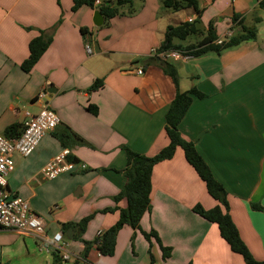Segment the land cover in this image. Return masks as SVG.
<instances>
[{"label":"crops","instance_id":"0c3cea01","mask_svg":"<svg viewBox=\"0 0 264 264\" xmlns=\"http://www.w3.org/2000/svg\"><path fill=\"white\" fill-rule=\"evenodd\" d=\"M262 1L198 0V13H173L163 10L161 0H139L134 15L103 19L95 27V10L82 6L72 12L71 0H0V134L22 125L25 113H38L43 103L59 119L29 157L12 155L7 189L29 204L48 239L62 233L70 259L61 264H245L220 237L217 225L193 212L197 205L209 210L216 202L180 149L153 167L150 209L138 228L122 227L111 255H101L92 244L126 208L125 199L114 200L126 181L124 148L152 157L168 144L164 119L176 89L160 63L151 60L166 28L198 18L203 34L211 23L218 37L230 26L234 35L233 17L256 29L253 40L219 54L163 62L176 69L179 92L195 89L205 96L192 99L178 130L223 186L239 237L253 258L264 262V212L252 208L264 209ZM40 33L50 36L51 43L25 73L20 65L28 56V43ZM96 80L103 87L89 91ZM43 92L45 102L38 99ZM65 133L70 140L63 146L59 137ZM64 149L85 169L44 180L41 168ZM87 217L81 232L79 224ZM63 225L69 226L67 231ZM151 231L170 249L166 260L155 239L148 242L142 235ZM86 244L90 248L84 256ZM0 263L53 264V247L0 229Z\"/></svg>","mask_w":264,"mask_h":264},{"label":"trees","instance_id":"16d2710c","mask_svg":"<svg viewBox=\"0 0 264 264\" xmlns=\"http://www.w3.org/2000/svg\"><path fill=\"white\" fill-rule=\"evenodd\" d=\"M96 1L97 0H71V11L76 12L82 6H87L95 11H99L105 23L115 17L132 16L135 13V0H115L100 5H96ZM161 4L163 8L172 12L192 9L198 13V0H161ZM260 6L264 7V0L260 3ZM197 20L198 18L193 22H182L175 26H168L165 30L163 41L157 51H178L183 56L197 58L209 52L219 54L227 48L253 40L256 36V29L254 27H247L241 20L238 21L237 17H233L232 23L235 25L234 27L237 31L228 40L223 41L221 44H217L216 41L219 37L216 35L212 24L209 23L208 28L203 34L197 27ZM83 32L84 31H82V33ZM192 36L199 38L194 44L186 46L173 44V41L184 42ZM50 43L51 37L43 33L31 39L28 43V56L20 65L21 70L25 73H29L47 50ZM151 60H157L158 64L160 63L164 73L170 78L176 89V93L164 119L165 125L163 132L168 140V144L152 157L141 155L128 148H124L126 165L122 173L126 181L114 200L118 201L120 199H125L126 208L120 210L116 223L106 232H102L99 237H96L92 244H94L101 255H111L118 231L124 226H128L132 229L138 228L142 216L150 209L151 173L153 167L159 162L171 159L175 151L180 149L187 164L191 166L199 179L203 182L209 197L216 202V206L212 209L205 210L197 205L193 208V212L204 220L216 224L220 237L229 246L231 252L239 255L245 264H264V262H258L253 258L248 248L239 237L238 231L228 214L226 193L223 186L215 180L209 167L197 153L194 145L190 141L185 140L178 130V125L188 110L192 99H201L205 96L195 89L179 92L176 69L162 60L156 58H152ZM102 87V80H96L88 90L97 91ZM88 110L93 115L97 114V109L95 107L88 108ZM21 130L22 125L14 124L5 130L3 135L6 138H16L20 135ZM68 140H70L68 133L59 137V141L63 146L67 145ZM68 159L71 160L70 157ZM252 208L264 212V209L259 206L253 205ZM89 219L90 217H87L80 222L79 228L81 232L84 230ZM68 227L69 226L63 225L62 231H67ZM142 235L148 242H150V238L155 239L160 247L163 260H166L170 256V249L162 247L155 232L142 233ZM89 248L90 245L86 244L83 252L84 256ZM53 264H61V259L56 251L53 252Z\"/></svg>","mask_w":264,"mask_h":264},{"label":"built area","instance_id":"2783aa9c","mask_svg":"<svg viewBox=\"0 0 264 264\" xmlns=\"http://www.w3.org/2000/svg\"><path fill=\"white\" fill-rule=\"evenodd\" d=\"M95 4L98 5V1ZM187 22H192V19H188ZM232 35L233 31L230 26L218 38L216 43L221 44L231 38ZM85 51L88 55L92 54V49L88 44L85 46ZM155 57L162 61L188 58L178 51L158 52L157 50L155 51ZM135 72L138 75L142 73L141 70H136ZM46 95L44 92L40 93L38 99L45 102ZM58 124L59 119L56 114L48 108L46 103H43L38 113H25V120L18 137L6 138L3 134H0V229L30 236L37 242L48 243L53 247V252L56 251L61 262H66L70 259V256L64 250L65 242H63L62 233L57 232L48 239L42 220L30 209L29 204L18 196L11 194L7 189V177L14 169L12 155L16 153L21 157H29L40 141L51 134ZM69 156V151L64 149L41 168V177L44 180H53L60 175L85 169L83 164L68 159ZM101 234L102 231H99L96 237Z\"/></svg>","mask_w":264,"mask_h":264},{"label":"water","instance_id":"95a60500","mask_svg":"<svg viewBox=\"0 0 264 264\" xmlns=\"http://www.w3.org/2000/svg\"><path fill=\"white\" fill-rule=\"evenodd\" d=\"M103 24V17L99 13V11H94L93 13V25L95 27H100ZM48 92L50 95L55 93V90H53L51 87L48 89ZM71 232V230H68V233Z\"/></svg>","mask_w":264,"mask_h":264},{"label":"rangeland","instance_id":"374dc122","mask_svg":"<svg viewBox=\"0 0 264 264\" xmlns=\"http://www.w3.org/2000/svg\"><path fill=\"white\" fill-rule=\"evenodd\" d=\"M138 4H140L139 0H135L134 2V6L136 7ZM134 7V8H135ZM163 10H166L165 8H163ZM167 11H170V10H167ZM172 12V11H171ZM175 13V12H173ZM172 15H179V14H172ZM196 40H199L198 37H195V36H192V37H189L188 39H186L184 42H181L183 45H187L189 43H194Z\"/></svg>","mask_w":264,"mask_h":264}]
</instances>
